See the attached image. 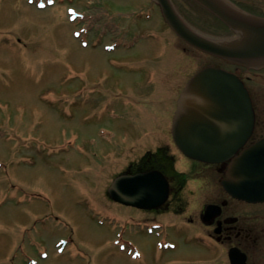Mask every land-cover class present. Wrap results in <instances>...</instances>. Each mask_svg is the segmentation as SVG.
Returning a JSON list of instances; mask_svg holds the SVG:
<instances>
[{
  "label": "rangeland",
  "instance_id": "374dc122",
  "mask_svg": "<svg viewBox=\"0 0 264 264\" xmlns=\"http://www.w3.org/2000/svg\"><path fill=\"white\" fill-rule=\"evenodd\" d=\"M174 1L198 29L226 34L190 0ZM154 4L0 0V264H168L180 258L175 252L161 258L156 248L162 237L148 235L144 224L113 218L136 213L139 219L142 213L113 204L105 189L123 163L149 147L166 144L178 168L187 166L171 139V121L164 127L176 98L202 66L235 67L184 47ZM143 7L152 18L140 19L144 14L136 9ZM135 31L144 37L132 48L111 51L99 44L117 36L131 43ZM154 45L165 54H156ZM154 70L157 80L150 78ZM241 73L264 113V71ZM73 93L82 99H72ZM101 125L103 138L83 145L87 152L57 150L67 145L65 134L86 141ZM123 132L128 143L120 138ZM59 240L65 242L61 252ZM120 242L133 244L138 256L127 245L122 250Z\"/></svg>",
  "mask_w": 264,
  "mask_h": 264
},
{
  "label": "water",
  "instance_id": "95a60500",
  "mask_svg": "<svg viewBox=\"0 0 264 264\" xmlns=\"http://www.w3.org/2000/svg\"><path fill=\"white\" fill-rule=\"evenodd\" d=\"M158 1L166 20L192 45L231 63L247 66L264 64V18L245 14L226 0H196L219 16L238 35L229 39H213L187 26L173 9L170 0ZM240 83L237 76L214 67L201 70L188 82L178 101L173 124L175 141L184 151L207 160H220L234 153L235 141L239 142L238 145L245 139L243 133L249 126L238 128V124L237 135L231 137L215 136L211 132L212 123L224 122L228 118L225 115L231 114L232 119L237 121L236 115L247 114L246 121L251 120L250 99ZM255 151L249 157L251 166L247 163L249 170L255 171L254 174L248 175L244 182L230 178L224 181L231 192L245 197L264 196V190L259 189L263 181L260 179L264 175V152ZM238 162L242 164L245 160ZM231 174L234 176V169ZM167 191L165 179L155 172L119 177L109 188L112 197L141 207L156 206L166 198Z\"/></svg>",
  "mask_w": 264,
  "mask_h": 264
},
{
  "label": "flooded vegetation",
  "instance_id": "af4514ba",
  "mask_svg": "<svg viewBox=\"0 0 264 264\" xmlns=\"http://www.w3.org/2000/svg\"><path fill=\"white\" fill-rule=\"evenodd\" d=\"M244 9L264 16V0H235ZM264 137V114H256L254 130L249 142ZM163 149L158 155L135 165L128 160L123 169L156 168L162 170L171 185V193L159 208L143 210L150 220L166 212H175L187 226L178 232L191 239L184 246L177 243L175 253L180 256L172 264H264V201L249 202L235 198L224 189L221 179L228 163H193L198 170L192 201L183 193L181 175L172 168ZM168 162V163H167ZM211 206L206 214L207 206ZM188 212V210H190ZM164 220V218H160ZM171 254V253H170Z\"/></svg>",
  "mask_w": 264,
  "mask_h": 264
},
{
  "label": "bare ground",
  "instance_id": "6f19581e",
  "mask_svg": "<svg viewBox=\"0 0 264 264\" xmlns=\"http://www.w3.org/2000/svg\"><path fill=\"white\" fill-rule=\"evenodd\" d=\"M63 251V250H62Z\"/></svg>",
  "mask_w": 264,
  "mask_h": 264
}]
</instances>
